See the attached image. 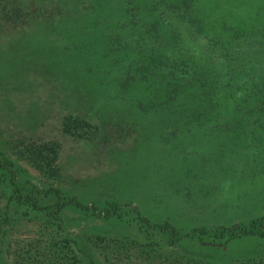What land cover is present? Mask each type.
Returning a JSON list of instances; mask_svg holds the SVG:
<instances>
[{
	"label": "rangeland",
	"instance_id": "obj_1",
	"mask_svg": "<svg viewBox=\"0 0 264 264\" xmlns=\"http://www.w3.org/2000/svg\"><path fill=\"white\" fill-rule=\"evenodd\" d=\"M197 1L215 28L237 31H199L191 0H0V159L43 207L14 198L0 168V264L43 244L59 249L55 264H264V236L222 232L264 216V109L209 119L154 97L159 74L232 92L264 78V0ZM175 60L177 71L161 64ZM54 190L117 202L124 217L53 215Z\"/></svg>",
	"mask_w": 264,
	"mask_h": 264
},
{
	"label": "trees",
	"instance_id": "obj_2",
	"mask_svg": "<svg viewBox=\"0 0 264 264\" xmlns=\"http://www.w3.org/2000/svg\"><path fill=\"white\" fill-rule=\"evenodd\" d=\"M191 3H194L190 13L188 16L193 20V22L198 26L199 31L205 32L208 29L210 30H219L223 32V35L226 33L236 32L237 30L233 27L231 23L224 21L223 25L220 28H215L213 25L211 17H206L205 15L199 14L198 1L191 0ZM196 5V7H195ZM230 26V27H228ZM239 32V31H238ZM142 62V63H140ZM147 61H140V59L134 60H126L125 64H128V67H141ZM163 62V61H162ZM166 67H169L171 71L179 70V66L181 63L179 61H168L161 63ZM162 65V66H163ZM184 68V67H182ZM181 68V69H182ZM188 73V72H187ZM177 73H173L171 77L161 76L158 77L157 85L154 88V97L160 98L162 102H165L167 105H174L188 103V104H198L197 106L204 107L203 113L205 117L209 119H219V118H239L248 119L254 114L255 108L264 109V78H250L249 84H245L243 89L236 88V90L227 91L225 88L220 87V79H210V80H202V83L198 81V79L194 76V73L185 74L184 78H179ZM147 74H143V76ZM169 78V79H168ZM136 75L129 78L123 85V89H128L131 91L135 88V84L133 81L137 80ZM184 81V83H183ZM227 86V84H226ZM224 89V90H223ZM186 90V92H184ZM240 90V91H239ZM186 93V94H185ZM151 98H149L150 100ZM143 101V99L141 100ZM200 116V113L198 114ZM12 162L8 159H0V168H4L10 171L13 174L12 177V185L14 187L13 197L18 199L19 202H27V200H31L32 205L37 209H42L43 207L38 202L37 197L34 193H30V195H25L19 187L18 182L15 179V174L13 168H11ZM34 191V190H33ZM41 191H37L40 193ZM54 192V196L57 198V202L53 207L51 214L59 215L60 212L68 205L81 208L83 210H90L92 208V214L98 217H102L105 219H111L113 217H117L118 219H122L124 217V213L122 211V206L117 202H110L105 207H95L84 204L80 201L76 196L67 197L61 194L58 190L52 191ZM144 224L150 227H156L166 233H169L172 238L175 240H179L181 233L170 223H164L157 226L151 224L150 220L143 219ZM144 225V226H145ZM222 232H228L231 234V237L237 236H248V235H258L264 236V216L257 217L252 219L250 222V227L242 224H236L231 227L223 228ZM195 233H190L187 235L193 236ZM52 246L51 248L47 247L43 244L40 247V251H38L36 257H33L30 253H26V263L30 264L32 260L35 258L39 259L36 264H55V260L58 259L56 254L59 252V249Z\"/></svg>",
	"mask_w": 264,
	"mask_h": 264
}]
</instances>
